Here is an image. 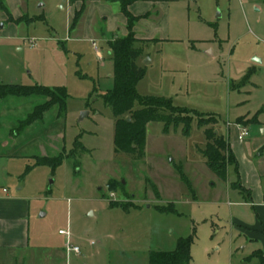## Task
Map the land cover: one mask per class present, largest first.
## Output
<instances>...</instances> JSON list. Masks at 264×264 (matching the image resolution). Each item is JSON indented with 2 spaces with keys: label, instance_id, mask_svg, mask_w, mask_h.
<instances>
[{
  "label": "rangeland",
  "instance_id": "obj_1",
  "mask_svg": "<svg viewBox=\"0 0 264 264\" xmlns=\"http://www.w3.org/2000/svg\"><path fill=\"white\" fill-rule=\"evenodd\" d=\"M1 1L21 20H0V85L64 88L68 97L65 112L54 106L31 123L45 98H0V192L22 196L29 209V248L0 252V264H149L151 251H173L190 236L191 264H260L256 211L232 187L236 166L226 181L207 166L196 114L218 120L239 175L241 166L250 171L246 159L264 164V0H136L133 11L150 14L136 36L158 40L138 44L146 68L138 93L194 115L188 132L149 123L142 158L116 153L115 118L102 98L114 87L108 42L127 35L120 3ZM254 116L260 124L248 121ZM240 117L249 124L243 140ZM59 156L57 168L37 165Z\"/></svg>",
  "mask_w": 264,
  "mask_h": 264
},
{
  "label": "trees",
  "instance_id": "obj_2",
  "mask_svg": "<svg viewBox=\"0 0 264 264\" xmlns=\"http://www.w3.org/2000/svg\"><path fill=\"white\" fill-rule=\"evenodd\" d=\"M112 1L119 2L121 5L122 13L127 19L128 34L125 37H112L108 42L114 65V87L104 94L102 98L111 107L115 118L116 153L142 158L145 153L146 133L149 123L163 122L167 125L182 123L186 128V132H188L194 115L188 109L173 105L171 100L153 96H141L138 93V84L146 75V68L139 65L142 48L138 44L143 41L136 37L134 31L141 17L134 16L128 10L134 0ZM0 4L2 11L8 15V22L19 23L21 19H15L3 1ZM83 12L84 8L76 13L73 26L81 18ZM9 93L19 97L41 96L46 99L44 104L34 108L32 114H30L29 123L40 119L46 111L54 106H58L61 112L66 110L68 95L64 88L52 90L39 86L0 85V98ZM196 116L200 126L206 127L207 147L203 154L209 169L226 181L228 178V167L234 165L237 168L239 178V165L230 142L224 136L216 133L214 128L218 120L214 116H203L200 114H196ZM245 120L246 117H240L237 122H239L240 126H248V121L259 123L257 116L248 121ZM77 144L79 145L78 141ZM224 153H227V155H224ZM63 160L64 156L57 158L43 157L37 159V165H49L57 168L63 163ZM232 187L235 190H239L240 193L246 194L247 199L250 200V191L239 180L234 182ZM169 210L173 211L171 207ZM194 241L195 237L190 236L180 239L173 251H151L149 264H191ZM254 257L260 259V264H264L263 251L254 253L252 258Z\"/></svg>",
  "mask_w": 264,
  "mask_h": 264
},
{
  "label": "crops",
  "instance_id": "obj_3",
  "mask_svg": "<svg viewBox=\"0 0 264 264\" xmlns=\"http://www.w3.org/2000/svg\"><path fill=\"white\" fill-rule=\"evenodd\" d=\"M7 0H5L6 2ZM18 4L21 3L20 0H16ZM136 0L129 6L128 10L136 17L148 18L150 14L135 13L133 8L135 7ZM4 16H0V20L8 22V15L2 12ZM11 13V12H10ZM12 14V13H11ZM15 19L19 18V15H12ZM140 19V20H141ZM139 20V21H140ZM163 21V18L162 20ZM11 23V22H8ZM127 23V19H126ZM13 24V23H11ZM137 25V24H136ZM136 26L134 28V31ZM136 33V32H135ZM128 34V30H127ZM126 36V35H125ZM124 36V37H125ZM137 37V36H136ZM138 38V37H137ZM140 39V38H138ZM142 41H158L156 39H140ZM260 124V122L258 123ZM264 133V129L262 131ZM230 142V141H229ZM259 143H262L259 141ZM232 151L237 159L239 160L238 155L235 150L236 147H232ZM249 147V146H248ZM255 150H259L260 147L255 144ZM263 153H259L261 156ZM245 162L248 165H251L250 171H245L240 167V182L241 184L250 191L251 193V205L256 211V225L252 227L254 231L259 234V238L264 241V164L260 165L259 168H256L251 162L247 159ZM239 165V162H238ZM245 171V172H244ZM29 209L26 199L18 194H10L5 189L3 192H0V252L6 251H26L29 248V223H28ZM258 251H263L264 249H259Z\"/></svg>",
  "mask_w": 264,
  "mask_h": 264
},
{
  "label": "built area",
  "instance_id": "obj_4",
  "mask_svg": "<svg viewBox=\"0 0 264 264\" xmlns=\"http://www.w3.org/2000/svg\"><path fill=\"white\" fill-rule=\"evenodd\" d=\"M240 129H242V133H241V135L239 136V139L240 140H243V139H245L248 135H249V131H248V129L246 128V127H244V126H238ZM61 235H66L67 236V239L69 240V232L68 231H64V230H62V231H60L59 232ZM68 245H69V241H68ZM73 251L74 252H76V253H79V248H74L73 249Z\"/></svg>",
  "mask_w": 264,
  "mask_h": 264
},
{
  "label": "water",
  "instance_id": "obj_5",
  "mask_svg": "<svg viewBox=\"0 0 264 264\" xmlns=\"http://www.w3.org/2000/svg\"><path fill=\"white\" fill-rule=\"evenodd\" d=\"M129 120V119H128ZM216 133H218V131H216Z\"/></svg>",
  "mask_w": 264,
  "mask_h": 264
}]
</instances>
